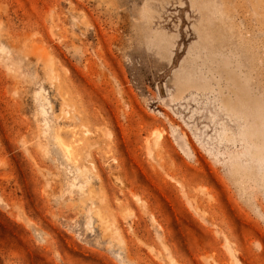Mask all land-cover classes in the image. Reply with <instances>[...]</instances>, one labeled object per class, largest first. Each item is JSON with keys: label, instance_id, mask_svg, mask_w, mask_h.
<instances>
[{"label": "rangeland", "instance_id": "obj_1", "mask_svg": "<svg viewBox=\"0 0 264 264\" xmlns=\"http://www.w3.org/2000/svg\"><path fill=\"white\" fill-rule=\"evenodd\" d=\"M0 264H264V0H0Z\"/></svg>", "mask_w": 264, "mask_h": 264}, {"label": "bare ground", "instance_id": "obj_2", "mask_svg": "<svg viewBox=\"0 0 264 264\" xmlns=\"http://www.w3.org/2000/svg\"><path fill=\"white\" fill-rule=\"evenodd\" d=\"M63 140H64V139H63ZM66 142H67V141H66ZM67 143H68V142H67ZM62 144H65V143H63V141H62ZM69 144L71 145V143H69ZM69 144H67V145H69ZM71 146H72V145H71ZM71 146H70V147H71ZM68 147H69V146L66 147V148H67V153L70 154V155L73 154V153H74V152L72 153V150H73V149H72V150H68ZM70 147H69V149H71ZM73 151H74V150H73ZM87 161H88V160H87ZM89 161H90V162H88V163L93 164V162H91V160H89ZM88 163H87V164H88Z\"/></svg>", "mask_w": 264, "mask_h": 264}]
</instances>
